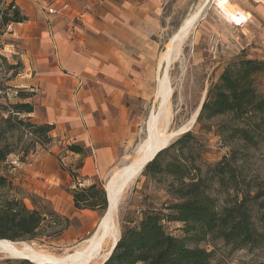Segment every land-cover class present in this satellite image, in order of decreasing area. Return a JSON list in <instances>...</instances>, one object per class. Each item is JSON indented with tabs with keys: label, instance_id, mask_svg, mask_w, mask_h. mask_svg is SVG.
<instances>
[{
	"label": "trees",
	"instance_id": "trees-1",
	"mask_svg": "<svg viewBox=\"0 0 264 264\" xmlns=\"http://www.w3.org/2000/svg\"><path fill=\"white\" fill-rule=\"evenodd\" d=\"M28 20L15 1L0 0V164L11 154L25 159L36 153L38 147L53 141L51 131L55 126L31 117L37 106L32 101L36 90L16 88V98L21 101L11 103L3 83L10 72V79L17 78L25 65L17 55H14L16 64L8 61L1 39L10 25ZM260 73H264V60L257 58L241 56L225 66L207 93L197 123L206 132L214 131L223 143L230 145L229 153L221 160L210 162L205 158L209 152L208 140L203 133L193 130L183 133L160 151L141 175L165 184L162 188L165 199L147 204L139 223L123 230L112 255L102 264H213L215 250L190 243L220 239L235 248L261 246L264 215H255L252 205L258 202V196H253L248 187L244 190L238 187L241 182L238 163L248 158L249 147H258L264 140V94L256 83ZM215 119L220 121L206 124ZM233 144L245 151L241 152ZM67 148L77 154H88L81 144L71 143ZM81 166L82 163L78 168ZM73 171L70 170L74 179H78V173ZM246 182L247 176L244 182L242 180ZM11 189L13 183L0 168V239L17 242L38 236L53 238L72 225L70 217L59 213L39 196L31 198L34 207L30 208L23 198L9 194ZM69 191L77 209L96 211L99 217L107 211L104 186L77 184ZM219 193L227 195L226 203L219 202ZM171 222L183 224L184 236L168 231L167 223ZM0 264L36 263L25 258L0 256Z\"/></svg>",
	"mask_w": 264,
	"mask_h": 264
},
{
	"label": "crops",
	"instance_id": "crops-1",
	"mask_svg": "<svg viewBox=\"0 0 264 264\" xmlns=\"http://www.w3.org/2000/svg\"><path fill=\"white\" fill-rule=\"evenodd\" d=\"M7 1H15L29 17L7 32L22 42L23 86L36 90L32 101L36 111L43 110L42 123L55 126L51 134L58 144L88 150L86 155L66 152L68 162H78V179L71 180L51 151L39 155L35 177L47 178L55 189L67 182L69 188L103 186L136 136L131 97L140 94L163 43L170 0ZM57 192L49 196L51 207L72 221L65 240L85 238L97 226L98 212L77 209L69 190Z\"/></svg>",
	"mask_w": 264,
	"mask_h": 264
},
{
	"label": "rangeland",
	"instance_id": "rangeland-1",
	"mask_svg": "<svg viewBox=\"0 0 264 264\" xmlns=\"http://www.w3.org/2000/svg\"><path fill=\"white\" fill-rule=\"evenodd\" d=\"M217 1L222 5V1L220 0H208L194 27L190 30L184 41H182L179 58L174 60L169 68L171 83L174 89V94H172L171 98L175 115L173 126L176 127L183 123L193 122L187 130L191 128L197 134H204L206 140H208L207 143H209V152L205 154V158L210 162L221 160L223 156L229 153L231 147L223 143L214 131L206 132L201 128V124L194 123L202 101L206 100L212 83L218 81L228 63L239 59L241 56L264 60V0H229L231 3L229 4V9L235 14L239 11L240 14L237 16L240 17V20L245 17L250 18L249 23L245 27H235L230 19L223 16L217 9ZM204 2L205 0H170L166 4L165 22L167 29L163 36V43L156 55V60L151 63L148 74L144 76V87L139 88L140 94L131 97V115L135 118L137 133L124 162L120 163L110 174V177L104 181V185H107V191L111 183L112 174L130 164L138 156L139 143L147 137L149 115L151 111L156 110L159 106V101L156 98L158 78L162 73L159 65L161 55L166 51L170 43V37L180 30L183 20ZM1 40L5 46L3 53L7 56L10 63L16 64L17 61L14 59V55L21 58V40L15 38L9 32ZM24 72L25 68L15 79L9 78L12 73L10 72L6 75V79H4L3 83L7 86L5 89L6 95L8 101L11 103L21 101V99L16 98V88H28L23 86L24 79H22V75ZM256 83H258L259 90L264 94V73L256 76ZM0 95H2V91H0ZM42 114L43 110L39 107L31 117L34 121L42 123ZM218 121L220 119L212 120V122L206 124L212 125ZM183 133L172 142L181 137ZM56 146L60 147L57 150L58 152H54ZM67 146L68 144H58L53 137V141L49 145L38 147L36 153L30 154L25 159H21L19 155L11 154L5 163L0 164L3 174L13 183V189L9 191V194L16 195L21 199L23 198L25 204L30 208L34 207L31 201V198L34 196H39L42 200L49 202L53 206L49 196L58 195L59 192L57 191L64 189L68 191V182L66 185L58 186L55 189V185L47 182V178L38 175L35 177L33 172H36V166L40 165L39 155L51 151L57 157L60 168L69 173L71 180H73L74 177L70 170H74V166L78 165V162L76 163L75 160L68 162L65 158L66 152L69 151ZM233 146L239 148L241 152L245 151L237 144H233ZM247 155L248 158L245 162L238 163L241 172V182H238V187L241 190L248 187L253 191V196H258V202L252 205L254 207V214L262 216L264 215V140L261 141L258 147H249ZM243 156L242 154L240 155L242 160ZM15 157L19 159L17 165L11 162ZM246 176L248 182L242 183V180L244 182ZM36 178L47 183V188L41 182L36 181ZM107 182L108 184H106ZM164 186L165 184L160 183L156 179H148L141 174L140 176L136 174L133 181L123 190L124 192L119 202L120 206L118 212L115 214V221L112 220L110 229L107 232L108 237L105 238L106 242L102 246L104 254L109 251L108 249L112 245L115 234L118 235L119 239L125 228L139 223L142 210L148 206L147 204L150 202L156 204L165 199V192L162 189ZM121 190L120 194L122 193ZM218 196L221 204L226 203L224 201L228 199L227 195L219 193ZM65 199L61 197V200ZM100 218L97 220V226ZM97 226L85 238L78 239L77 241L74 240L73 242L69 239L65 240V231L63 234L54 236L53 238L38 236L32 240L17 241L15 243L23 247H31L37 252L52 256H68L70 253L74 254L75 250L79 249L85 240L91 238L97 232ZM182 227L183 224L179 222L167 223L168 231L177 236H184L185 233ZM190 245L215 250L213 264H264V242L261 243V246H246L244 248H235L232 245H227L220 239L201 241L198 244L190 243ZM0 256L3 259L11 257L1 252ZM104 259L99 260L95 264H100Z\"/></svg>",
	"mask_w": 264,
	"mask_h": 264
},
{
	"label": "bare ground",
	"instance_id": "bare-ground-1",
	"mask_svg": "<svg viewBox=\"0 0 264 264\" xmlns=\"http://www.w3.org/2000/svg\"><path fill=\"white\" fill-rule=\"evenodd\" d=\"M220 1H222V7L229 16L236 17L238 20L240 19L237 14L229 9V4H231L229 0L226 4H224L226 0ZM207 2L208 0H205L202 5L193 10L194 12L183 20L181 31L179 32L178 30L172 35L173 38H170V43L166 51L161 55L159 68L162 69V73L158 78V91L156 96L159 101V106L156 110L151 111L149 115L147 137L139 143L138 156L134 158L130 164L112 174L111 183L108 187L112 199L120 192L128 180L132 179L131 181H133L141 166L150 159L158 149L169 145V143L193 124V122H187L180 124L181 126H173L175 115L171 98L172 94H174V89L171 83L169 68L172 62L179 58L181 44L174 49L172 40L174 38H181V41H184L190 30L194 27L196 20L202 14L203 8L206 6ZM104 221V229H98L91 238H88L82 243L79 249L75 250L76 252L74 254L70 253L68 256H52L50 254L37 252L31 247H23L10 240H0V252L18 259L28 258L35 263L95 264L99 260L109 256L115 241L118 239V235L115 234L112 245L108 249L109 251L104 254L102 246L106 242L105 238L108 237L107 232L112 224V221H108L107 218Z\"/></svg>",
	"mask_w": 264,
	"mask_h": 264
},
{
	"label": "water",
	"instance_id": "water-1",
	"mask_svg": "<svg viewBox=\"0 0 264 264\" xmlns=\"http://www.w3.org/2000/svg\"><path fill=\"white\" fill-rule=\"evenodd\" d=\"M182 28V27H181ZM181 28H180V30H179V32L181 31ZM170 38H173V37H170ZM173 44H174V49H176L177 47H178V45H180L181 44V38L180 39H178V38H174L173 40ZM205 101L206 100H203L202 101V103H201V105H200V107H199V110H198V112H197V117H196V119H195V122L194 123H196L197 122V119H198V117H199V113H200V111H201V109H202V107H203V105H204V103H205ZM192 129L191 128H189V130H187V131H185V132H188V131H191ZM184 132V133H185ZM172 143V142H171ZM171 143H169V144H171ZM169 147V145H166V146H164V147H161L160 149H158L155 153H154V155L150 158V159H148L142 166H141V168H140V170L138 171L139 173H137V175L138 176H140V174L142 173V171H143V169L146 167V165L148 164V163H150L151 161H153V159H154V157L160 152V151H162V150H164V149H166V148H168ZM132 179H130V180H128L127 182H126V184H125V186L122 188V190H121V194L120 193H117L115 196H114V199H112L111 197V195H110V192L109 191H107L106 190V186L107 185H105V191H107V206H108V208H107V211L105 212V214L100 218V222H99V224H98V226H97V229H104V224H105V221H104V219H108V221H115L114 219H115V214L118 212V209H119V202H120V200H121V198H122V195H123V190L126 188V186L129 184V182L131 181ZM106 184H108V182L106 183ZM96 229V230H97ZM120 239V238H119ZM119 239L117 240V241H115V243H114V245H113V248L111 249L112 251H111V253L109 254V256L108 257H106L100 264H102V263H104L106 260H108L109 258H110V256L112 255V253H113V249H114V247L116 246V244H117V242L119 241ZM0 240H6V241H9V240H7V239H0ZM10 241H12V242H16V241H13V240H10ZM11 258H13V257H11ZM18 259V258H17ZM25 259H28V258H25ZM29 260V259H28ZM30 261H32V260H30ZM33 262V261H32ZM33 263H35V262H33ZM44 263H47V262H39V263H36V264H44ZM49 264H52V263H49Z\"/></svg>",
	"mask_w": 264,
	"mask_h": 264
},
{
	"label": "built area",
	"instance_id": "built-area-1",
	"mask_svg": "<svg viewBox=\"0 0 264 264\" xmlns=\"http://www.w3.org/2000/svg\"><path fill=\"white\" fill-rule=\"evenodd\" d=\"M49 1H50L51 3H53V4H58V3H60L61 0H49ZM227 1H228V0H226V1L224 2V4H226ZM217 2H218V3L216 4V6H217V9L220 11V13L223 14V16H226V18L230 19L231 23L234 24L236 27H245V26L247 25V23H249L250 18H246V17H245V18H243L242 20H240V19L238 20L236 17L228 16L227 12L223 9L221 3H220L219 1H217ZM49 11H50L51 13H56V12H57V8L54 7V6H51V7L49 8ZM236 14L238 15V14H240V12L238 11V12H236ZM11 162H12L13 164L17 165V163H18V158L15 157V159H13Z\"/></svg>",
	"mask_w": 264,
	"mask_h": 264
}]
</instances>
